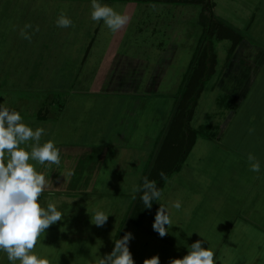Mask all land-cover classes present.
<instances>
[{
  "label": "rangeland",
  "instance_id": "374dc122",
  "mask_svg": "<svg viewBox=\"0 0 264 264\" xmlns=\"http://www.w3.org/2000/svg\"><path fill=\"white\" fill-rule=\"evenodd\" d=\"M143 1L147 4L141 5L140 2H136L137 4L130 5L133 1L129 0L130 3L119 5L121 7L120 14L128 17V22L122 27L125 38L119 44L124 49L120 55L136 54L133 56H136L137 60H147L143 62L146 64L143 67L141 85L132 87L127 93L107 91L108 86L106 85L102 88L92 87L88 83L91 84L93 76L97 72L104 74L105 71L103 68L97 69L98 63L91 62L82 67L79 65L78 68H76V64L72 63L74 65L70 71L59 70V68L57 71H44L48 79L51 78L52 82L58 83L60 75L63 76L64 73L66 75L72 73L70 81L75 80L74 75L79 74L80 79H83L79 80L81 81L80 85L72 87L65 85L61 88L54 87L55 85L37 87L15 85L12 88L15 96L27 94L29 90L32 95H40L41 99L45 96L50 98L54 95L63 97L60 101L63 105L62 116L60 117L58 111H55V114L52 110L48 112V117H50L45 124L46 132L42 137L43 140L47 136V140H52L55 143L60 150L61 163L59 165L52 164L55 169H52V166L49 169L50 165L47 162V168H39L40 172L49 179L56 175L54 177L59 181L62 176L70 181L67 180L66 184L51 181V186L45 190L55 192H44L41 206L46 208L48 203H54L57 209L63 213V216L60 221L45 229V234L41 235L36 248L33 250L38 256L47 257L51 264H95L96 258L103 259L111 254L115 241L122 239L128 233L131 234V239L127 246L134 264H143L146 259L153 256L159 257L160 264H171L168 259L173 253L172 250L174 248L182 249L181 244L174 247L173 241L175 239L173 240L168 236L170 234L172 237L175 235L173 229H167V234L161 237L152 227L157 210L161 206H169V201L175 203L178 200L176 196L180 191L174 195L173 191L176 187L174 189L171 186L176 179L174 174L168 182L166 181L161 199L146 216L142 227L135 229L128 225L124 232L119 231L120 226L123 227L125 220H127L126 215L122 214L120 209L122 206L132 205V200L136 194L134 188L141 184L142 172L148 165L149 158L153 155V148L158 135L160 132L162 133L161 139L166 134L165 130L169 125L170 117L174 118L177 112L181 79L190 69H194L196 62L205 55L203 52L205 48L203 24L200 22V15L203 12L200 3L173 5L158 2V4H154L150 2L151 0ZM210 2L214 4L212 13L215 18H221L232 28L239 30L242 38L240 43H243V48L235 51L234 54L232 52L233 55L231 54L228 58L230 42L215 40L216 33L215 35L211 33V42L207 44L211 46L212 52L217 54V57L213 62L215 65H213L211 77L205 81L203 92L197 99L191 126L198 130L197 126L202 125V131H198L204 134L201 136L203 138L206 137L207 133L204 132V129L207 126L209 127L206 129L212 128L211 132H215L218 136L216 140H209L210 138L207 137L204 138L205 141L198 142L199 149L197 144L191 160L195 159L196 162L198 154L201 159L207 158L214 161L226 160L227 158L245 161L250 153L257 160L264 161V67H262L263 72L258 75L248 99L244 103L242 102L243 104L240 103L239 109L235 110V112L237 111L236 117L232 122L230 121L226 128L225 123L229 118V111H231V101L235 99L230 94V86H227L226 83L219 85L223 74L229 72L228 68L231 63L237 65L240 63V57L244 59L253 54L257 61L264 60V0H210ZM12 30L13 32L16 31L14 27ZM46 33L47 37L42 38L41 35H38L40 38H35V41L37 39L46 47L64 44L65 39L49 37L52 33L49 28ZM111 37L100 36L96 39L95 47H106L110 43L109 38ZM78 40L75 38L76 42ZM16 41L20 45L19 38ZM70 41L73 42V40ZM80 42L84 44L87 39L80 38ZM28 43L31 44L30 40ZM157 48L160 51L159 54H156ZM252 51H257L260 55L256 56ZM169 60L171 63L168 64ZM157 64H160V68H158L156 75L160 77L162 72L163 76L161 77L164 83H161L159 87L157 86L158 88L154 87L155 91L153 86V90L151 89V76ZM257 66L258 64H256ZM130 69L133 67L130 66ZM14 72H19L18 76L21 78L15 81L26 82L22 75L31 71ZM44 73L42 71V73L37 74L42 76ZM48 74H53V79ZM44 78L41 79L42 82H44ZM69 78L67 77L65 82L69 81ZM129 78L128 75L123 77L127 82ZM51 80H47V82ZM38 82L40 81L38 80ZM1 91H3L2 88H0ZM12 95L13 91L11 92ZM251 104L254 106H250ZM47 105H50L49 101H47ZM248 107L253 108L250 110ZM180 111L182 112L181 107ZM244 113L254 114L255 117L250 121L249 116L244 117ZM121 136L122 140H118ZM230 137L231 139H229ZM232 142L239 145L236 146L238 150L232 149L233 147L227 148L233 146L230 144ZM77 144L95 147L94 155L96 154V157L93 160H95V164L101 162L100 173L96 177L98 181L94 184L95 186L89 185L92 183L83 184L91 177L85 168L80 172L77 169L74 173L75 176L71 170L72 166L78 162L80 164L84 158L78 157L70 161L65 151H62L69 145ZM158 144L159 142L154 151L158 149ZM244 146L249 151L244 150ZM97 149L101 150L99 151L101 154H99H103L104 157L98 158ZM92 153L93 151H90L91 155ZM69 158L72 156L69 155ZM90 159L91 156H89L88 161ZM67 162H69L68 166ZM220 164L224 165L225 163L220 162ZM224 166L221 167L223 172L218 175L223 180L225 178L222 176L230 173V166ZM61 169L64 171L67 169L68 175L65 173L63 175ZM181 174L183 179H193L190 165L184 166ZM232 179L233 174L226 178V180ZM194 182L192 186L198 188L199 185L200 187L198 178H195ZM181 184L183 186L184 183ZM212 184L213 182L210 183V185ZM261 184L264 185V182ZM234 185L231 184V187ZM223 188L225 187L223 186ZM69 190L76 191V193L87 190V193L80 192L78 198L74 199L69 195L68 202H60L63 193L70 194L71 191L69 192ZM89 191L96 194L93 196V194H89ZM237 194L240 196L238 192ZM83 195L86 196L83 197ZM209 196L210 194L207 195V198ZM230 201H234V199ZM96 210L104 211L108 215L106 223L99 226V231L96 229L98 226L91 222V217ZM195 227L203 229L199 225ZM210 228L208 227V229ZM189 231L196 232L191 228ZM246 231L247 229H244V232ZM98 233H100L99 237H97ZM193 233L189 234V237ZM254 233L258 237L259 231H254ZM0 264H9L6 254L2 252H0Z\"/></svg>",
  "mask_w": 264,
  "mask_h": 264
},
{
  "label": "crops",
  "instance_id": "0c3cea01",
  "mask_svg": "<svg viewBox=\"0 0 264 264\" xmlns=\"http://www.w3.org/2000/svg\"><path fill=\"white\" fill-rule=\"evenodd\" d=\"M132 1L133 3L130 5H135L137 4L136 2H140L139 4L141 5L147 4L143 3V0ZM100 2L112 7L116 12L120 13L121 7L119 5L126 4L129 0H100ZM90 12V0H0V88L3 90L0 92V103L19 112L23 118V122L33 129L37 127L46 128L45 124L50 117H48V112L51 110L54 114L55 111H58L60 117L62 116L63 105L60 101L63 97L60 95H54L50 98L45 96L41 99L40 95H32L29 90L27 94L23 93L22 95L15 96L14 89H12L13 86L37 87L42 85H55L54 87L61 88L65 85L71 87L80 85L81 81L79 80H83L82 78L80 79V75L77 74L74 75L75 80L70 81L72 73L67 75L64 73L63 76L60 75L59 83L52 82L51 78L48 79L44 71H57L58 68L59 70L70 71L73 69L74 64H76V68H78L79 65L82 67L84 64L89 65L91 62H94L99 64L97 69L100 70L103 68L105 72L101 70L104 74H98L97 72L93 76L91 84L88 83V85H91L92 87L102 88L106 85L108 86L107 91L113 93H127L132 87L141 85L143 67L144 64H146L143 62L147 60H137V57L133 56L136 54H126V56L120 55L123 53L124 49L122 45L120 46L119 44L121 40L125 38V32L122 33V28L112 32L107 28L103 20L99 22L92 21L90 18ZM61 15L68 17L72 21L70 27L60 28L56 25V20ZM218 19L223 23H226L221 18ZM26 24L32 25V28L27 29L31 35V44L20 35L21 30L24 29ZM13 27L14 30H16L15 32L12 30ZM48 28L52 32L49 37L54 39H65L64 44H60V46L46 47L44 46V43L41 44L37 39L35 41V38H40L38 35H41L42 38L47 37L46 32ZM235 29L239 31L237 28ZM100 36L114 37L109 38L110 43L106 47H95L96 39ZM17 38H19L21 46L17 44ZM75 38L76 40H79L76 42ZM80 38H86L87 42L84 44L81 43ZM70 40H73V42ZM242 45L243 43L239 42L233 51V54L235 51L242 50ZM151 48H153V46H151ZM159 53L160 51L157 48L156 54ZM254 54L256 56L260 55L257 51H255ZM256 59L257 58H254L253 54L244 59L240 57V63H237V65L236 63H231L228 68L229 72L224 73L223 78L219 82V85H224L226 83L227 86L231 87V91H229L235 99L231 101V111H229V118L225 123V128L230 121L232 122L236 117L237 111L235 112V110L239 109L240 103H244V101L248 99L258 75L263 72L262 67H264V60L262 59V61L259 62ZM169 63H171L170 60L168 61V64ZM68 64H70V66H67ZM256 64H258L257 67ZM129 65L132 66L133 69H130ZM159 65L157 64L155 66L156 69L153 71L154 75L152 74L151 76L152 90L154 87H159L161 83H164L161 77L163 76L162 72L160 73L161 78L156 75L158 68H160ZM14 71L31 72H26L25 75H22L24 76L23 80H26V82H18L15 80L21 79L18 76L19 72ZM42 71L44 73L42 76L37 74L42 73ZM126 75L130 77L128 82L123 79ZM48 76L53 79V74H48ZM43 77H45L44 82L41 81ZM67 77H70L69 81L65 82ZM38 80L40 82H38ZM47 80L51 81L47 82ZM182 80L183 79H181V82ZM59 89L58 92H60ZM203 89L201 92H203ZM154 90L156 91L155 88ZM12 91L13 95L11 96ZM47 101L50 102V105H47ZM250 106L254 105L251 104ZM248 116L250 121L255 117L254 114L244 113L245 118ZM201 126L202 125L197 126L199 131H202ZM207 127L204 129V132L207 133L204 138L208 137V139L210 138L209 140H216L218 134L216 136L215 132H211L212 128L206 129ZM199 133L200 135L196 138L194 146L182 162L180 168L171 173L165 180L166 183L173 174V176H176V179L171 186L174 189L176 187L173 191L174 195L180 191L176 197L182 204L180 209H176L173 207L174 203H171L168 200L169 206H166L168 210L167 208L165 210V214H169L172 220V225H165V227L169 230L173 229V233L175 232L173 237L170 236L171 234L168 236L173 240L175 239L173 241L174 247L181 244L182 248L179 250L174 248L168 261L182 259L188 254L191 245L200 241L203 248H209L214 252V264H264V185L261 184L264 182V161L258 160L261 164L259 172H253L250 170V162L248 159L241 161L237 158H227L226 160L214 161L207 158L201 159L200 155L197 154V161L195 162V159L191 160L194 149L197 144L199 149L198 142L205 141V139L201 137L204 134L201 132ZM161 135L162 133L160 132L154 148L160 141ZM211 137L213 139H211ZM47 139V136L44 137L43 140H41V143L48 141ZM229 139H231V137ZM118 140H122V136ZM230 144H233V146L227 148L233 147L232 149H237L239 146L235 145L233 142ZM154 148L153 155L158 150L156 149L154 151ZM94 149V146H79L77 144L72 146L69 145L62 150L68 155L67 158L70 161L72 159H77L78 157L80 159L84 158L83 162L80 164L79 162L76 163L75 166H72L71 170H73V174L77 169L78 172L82 171L83 168H85L87 172L89 171L91 177L83 184L87 185L92 183L89 184L91 187L95 186L94 184L98 181L96 177L99 176V167L101 164V162L95 164V160H93V158L96 157V154L94 155ZM243 149L249 151L245 146ZM90 151H93L92 155L90 154ZM96 151L99 155L98 158L100 159L103 154L100 155V149H97ZM69 155L72 156V158H69ZM89 156H91V159L88 161ZM243 156L245 157V154H243ZM220 162H224V165L230 166V173L222 176L225 180L218 176L223 172L221 167H225L224 165H221ZM68 165L69 162H67V166ZM186 165H190L191 168L193 179H189L191 181L190 183L189 180L181 177L183 167ZM51 166L52 169H55L52 164L49 166V169ZM39 167L44 168L46 167V164L38 165L36 167V171L38 172H40ZM145 169L142 172V176L145 174ZM62 170L63 175L64 173L68 175L69 172L67 169H65V171L64 169H61L60 171ZM73 174H71L72 177ZM231 174H233V179L226 180ZM54 176L50 181H57L58 183L66 184V181L69 180L64 179L62 176L59 181V179ZM195 178H198L200 183V187L198 185V188L192 186L195 183ZM212 182L213 184L210 185ZM181 183H184L183 186ZM231 184L235 185L231 187ZM223 186L225 188H223ZM164 188L162 190V195ZM61 191L67 192L66 190ZM70 191L71 190H69V192ZM46 192L53 193L55 191L50 190L45 191V193ZM80 192L87 193V190L79 191L78 193H76V191H71L70 194L63 193L60 197V202H68L70 199L69 195L72 199L78 198ZM43 194L44 193H42L39 198V203L43 200ZM89 194H93L94 196L96 193L89 191ZM208 194H210L209 198H207ZM85 196L86 195H83V197ZM231 199H234V201H230ZM158 201L159 200H156L153 207ZM129 208L130 206L128 205L127 207L126 205L122 206L120 209L122 214L126 215L127 219ZM128 225L127 220H125L124 226H120L119 231L121 232L122 230L124 232ZM198 225L199 227L202 226L203 229L195 227ZM117 227L119 228V226ZM132 227L139 229L138 227ZM208 227L211 228L208 229ZM190 228L196 230V232L193 233L189 231ZM96 229L98 231L100 230L99 227ZM244 229H247V231L244 232ZM254 231H259L258 237L255 235ZM100 233L102 234V232ZM100 233L97 234V237H99ZM191 233L193 234L189 237V234Z\"/></svg>",
  "mask_w": 264,
  "mask_h": 264
},
{
  "label": "clouds",
  "instance_id": "9594fccd",
  "mask_svg": "<svg viewBox=\"0 0 264 264\" xmlns=\"http://www.w3.org/2000/svg\"><path fill=\"white\" fill-rule=\"evenodd\" d=\"M90 4L91 20H103L112 32L128 22L126 15L102 4L100 0H90ZM71 24L72 21L64 15L56 20L60 28H68ZM30 28L32 25L26 24L21 30L20 35L26 40H31L27 31ZM45 132L43 127L33 129L25 124L19 112L0 103V252L6 254L9 264H51L47 257H40L33 251L45 229L63 216L56 204L48 203L45 208L38 202L42 193L51 186V181L45 174L36 171V167L46 162L49 165L61 163L60 150L55 143L52 140L41 143ZM248 160L250 170L259 172L260 162L252 154H249ZM160 175L164 178V173ZM143 188L147 191L141 200L145 208H150L153 199H161L162 192L156 189L155 180L150 181L146 177ZM139 190V186L134 188L135 192ZM173 207L180 209V201L177 200ZM166 208L161 206L157 210L152 225L161 237L167 234L165 225H172L170 215L165 214ZM107 218L104 211L96 210L91 222L99 227L106 223ZM130 239V233L117 239L111 254L103 259L96 258L95 264H134L127 246ZM143 264H160L159 257L146 259ZM171 264H214V252L203 248L197 241L191 245L187 255L171 261Z\"/></svg>",
  "mask_w": 264,
  "mask_h": 264
},
{
  "label": "trees",
  "instance_id": "16d2710c",
  "mask_svg": "<svg viewBox=\"0 0 264 264\" xmlns=\"http://www.w3.org/2000/svg\"><path fill=\"white\" fill-rule=\"evenodd\" d=\"M152 3L164 4H186L200 3L202 7V15L200 22L203 24V41L205 42L204 57L196 62V67L190 69L183 77L180 85V97L178 101L177 112L174 118L170 117L169 125L166 128V134L160 139L158 150L149 159L146 165L145 174L140 184V190L136 192L132 205L129 208L127 224L141 228L144 219L151 211L157 199H153L150 208H145L141 200L142 195L147 191L143 188L144 178L156 181V189L162 192L166 178L176 170H178L194 146L195 140L200 135L199 131L191 127L194 108L197 99L203 89L205 81L211 77L213 71V62L216 55L212 52L211 46L207 43L211 42L212 34L215 40H228L230 46L228 49V58L235 50L239 42L242 40L239 32L232 28L229 24L223 23L215 18L212 9L213 3L210 0H151ZM182 109V112L180 110ZM213 139V138H212ZM148 166V168H147ZM160 173H164L161 178Z\"/></svg>",
  "mask_w": 264,
  "mask_h": 264
}]
</instances>
